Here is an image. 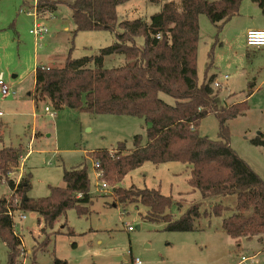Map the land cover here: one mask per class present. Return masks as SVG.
I'll return each instance as SVG.
<instances>
[{
	"label": "rangeland",
	"instance_id": "1",
	"mask_svg": "<svg viewBox=\"0 0 264 264\" xmlns=\"http://www.w3.org/2000/svg\"><path fill=\"white\" fill-rule=\"evenodd\" d=\"M47 1L55 5V11L37 12V0H0V76L15 93L8 98L0 93V148L23 149L21 158L25 161L20 159L19 167L9 177L17 185L28 174L30 190L26 197L31 200L44 199L52 188L64 187V170L85 166L91 204L86 215H79L75 209L66 210L52 228L37 213L19 212L26 217L23 222L18 218L13 222L22 242L20 251L24 252L19 263L52 264L58 259L67 264H130L125 259L128 257L138 259L141 264H238L241 256L255 255L250 264H264V246L258 238L232 240L222 231L220 218L201 217L195 221L194 232H166L163 224L144 220L147 209L142 205L113 206L112 186L101 188L103 182L97 177L91 153L113 151L118 143L132 149L134 136L145 138L146 124L137 117L91 115L66 108L55 110L48 102L35 104L33 81L37 66L61 65L68 54L73 59L94 57L116 41L115 34L107 32L75 34L69 9L74 0ZM168 2L178 6V0H130L117 11L120 19L149 21ZM35 21L47 30L41 39L30 33ZM198 27V83H202L206 74L208 80L213 77L221 85L215 88L210 83L218 105L223 106L224 101L227 104L245 101L248 84L254 85L247 100L248 110L226 125L231 149L264 182V152L251 143L264 136V48H250L246 44L247 31L264 30V16L256 4L241 0L238 15L220 32L204 15L198 17ZM136 46L143 47L142 38L136 39ZM125 62L121 56L106 57L104 68ZM231 95L234 97L227 98ZM160 97L173 103L164 94ZM45 107L51 116L45 113ZM198 131L201 136L217 141V117L208 114L201 120ZM188 179L189 166L185 164L145 163L125 176L117 187L134 186L170 197L180 204L167 211L174 219H179L193 205H198L202 213L218 203L235 207V196L203 200L189 186ZM8 191L5 185L0 186V198L7 197ZM127 227L133 231L129 232ZM6 262L7 250L0 242V264Z\"/></svg>",
	"mask_w": 264,
	"mask_h": 264
},
{
	"label": "trees",
	"instance_id": "2",
	"mask_svg": "<svg viewBox=\"0 0 264 264\" xmlns=\"http://www.w3.org/2000/svg\"><path fill=\"white\" fill-rule=\"evenodd\" d=\"M130 0H74L69 5L74 33L107 32L115 34L111 46L100 49L94 57L71 58L61 65L37 66L34 72V101L48 102L55 110H77L91 115L109 114L143 119L145 138L133 137V148L118 143L113 151L91 153L99 180L112 186L113 206L142 205L144 220L164 225L166 232H194L201 217L221 219L222 231L232 240L258 238L264 246V182L231 149L227 122L245 114L247 100L253 94L248 84L245 101L223 106L205 74L198 83L196 60L198 17L204 15L220 32L238 15L241 0H178L161 5L149 21L120 19L117 8ZM264 16V0H250ZM36 11H55L47 0H37ZM37 15V14H36ZM38 16V15H37ZM218 34V33H217ZM143 39V47L136 39ZM121 56L123 65L104 68L106 57ZM212 61V57H210ZM211 65H209L208 70ZM164 94L172 104L161 99ZM234 97V95L227 98ZM217 117V141L201 136L198 127L208 114ZM1 142V139H0ZM264 152V136L251 142ZM23 149L0 148V186L14 190L21 198L20 209L37 213L46 226L68 209L86 215L91 204L89 178L85 166L64 170L62 188H52L41 200L26 197L30 190L28 174L16 185L9 175L17 170ZM179 162L189 166L188 184L203 200L235 196L232 209L220 203L200 212L190 206L179 218L167 213L172 205L180 207L159 191L117 187L130 172L145 163L160 165ZM107 182V183H106ZM109 185V186H110ZM212 202V201H211ZM0 242L7 250L6 264H20L21 241L14 234L7 215L6 200L0 198ZM74 246V245H73ZM52 264H67L54 259Z\"/></svg>",
	"mask_w": 264,
	"mask_h": 264
},
{
	"label": "built area",
	"instance_id": "3",
	"mask_svg": "<svg viewBox=\"0 0 264 264\" xmlns=\"http://www.w3.org/2000/svg\"><path fill=\"white\" fill-rule=\"evenodd\" d=\"M38 17L37 15L35 16V18ZM30 33L32 35H34V37L36 39H41L42 37H44L47 34V30L45 28V26H43L42 23H37L35 21L33 29L30 31ZM246 44L248 47L250 48H256V49H262L264 48V30H249L247 31L246 34ZM224 80H227V77H224ZM220 84L217 81H213V87L215 88H220ZM0 93L1 96L3 98H8L10 96H14L15 93L11 92V89L9 87H7L6 85H4L2 77L0 76ZM45 113L50 112L48 107L44 108ZM51 116V114H49ZM1 116V114H0ZM21 161L24 162L25 159L21 158ZM97 164H94V167H96ZM101 175L99 173H97V177L99 179ZM102 189H106L108 188V186L105 183H102L101 185ZM9 195L7 197H5L6 200V208H7V215L11 218L12 222H14V220L16 218H18V220L20 222H23L26 217L22 214H19V212H22V210L20 209L21 207V198L19 195H17L15 193V189L14 190H9ZM13 227H15V224L13 223ZM127 230L129 232L133 231L132 227H127ZM14 234L16 235L15 231ZM17 236V235H16ZM21 241V238L18 237ZM22 244V242H21ZM255 259V255L250 256V257H246V256H241L240 257V261L238 262V264H250V262L252 260ZM130 264H141V262L138 259H130ZM256 262V261H254Z\"/></svg>",
	"mask_w": 264,
	"mask_h": 264
},
{
	"label": "water",
	"instance_id": "4",
	"mask_svg": "<svg viewBox=\"0 0 264 264\" xmlns=\"http://www.w3.org/2000/svg\"><path fill=\"white\" fill-rule=\"evenodd\" d=\"M125 259H126V260H129V258H128V257H126Z\"/></svg>",
	"mask_w": 264,
	"mask_h": 264
},
{
	"label": "crops",
	"instance_id": "5",
	"mask_svg": "<svg viewBox=\"0 0 264 264\" xmlns=\"http://www.w3.org/2000/svg\"><path fill=\"white\" fill-rule=\"evenodd\" d=\"M34 82V81H33ZM35 84V83H34ZM34 84H33V88H34ZM35 102V101H34ZM36 104V103H35Z\"/></svg>",
	"mask_w": 264,
	"mask_h": 264
}]
</instances>
